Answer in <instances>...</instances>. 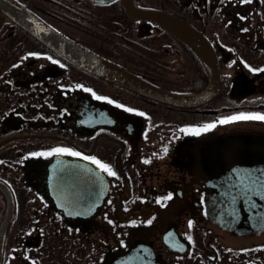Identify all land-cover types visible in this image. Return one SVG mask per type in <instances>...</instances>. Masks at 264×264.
<instances>
[{
  "label": "flooded vegetation",
  "instance_id": "1",
  "mask_svg": "<svg viewBox=\"0 0 264 264\" xmlns=\"http://www.w3.org/2000/svg\"><path fill=\"white\" fill-rule=\"evenodd\" d=\"M70 43L117 73L80 63ZM262 69L264 0H0V264H104L131 246L129 264H264V218L208 205L221 147L264 139V120L220 123L264 115ZM216 79L191 106L156 96H200Z\"/></svg>",
  "mask_w": 264,
  "mask_h": 264
},
{
  "label": "water",
  "instance_id": "2",
  "mask_svg": "<svg viewBox=\"0 0 264 264\" xmlns=\"http://www.w3.org/2000/svg\"><path fill=\"white\" fill-rule=\"evenodd\" d=\"M148 13V12H147ZM163 23L174 32L183 36L190 43H197L204 52L210 54L212 47L204 37L194 30L188 23L170 14H160ZM71 56L82 64L90 68H97L99 71L116 74V67L110 65L102 59L90 56L86 52L82 53L80 48L70 43ZM110 66H112V69ZM211 89L200 96L175 95L166 91L157 90V97L165 102L178 106H191L194 99L209 98L215 95L219 89V81ZM121 82L130 84L132 79L125 78ZM218 156L226 163L221 186L219 181L212 184L213 188L209 192L208 205L217 214L230 219H242L249 215L264 218V139H254L244 143L227 142L221 147ZM250 190V194L245 197L242 193ZM254 193V194H251ZM11 209L10 217L13 214L14 202L8 200ZM4 225V223L2 224ZM1 225V227H2ZM5 231L0 228V258ZM140 251L137 246H131L124 250L113 253L106 259L104 264H112L115 259L128 262ZM151 253V251H150ZM142 250L143 258H157L152 253Z\"/></svg>",
  "mask_w": 264,
  "mask_h": 264
},
{
  "label": "snow or ice",
  "instance_id": "3",
  "mask_svg": "<svg viewBox=\"0 0 264 264\" xmlns=\"http://www.w3.org/2000/svg\"><path fill=\"white\" fill-rule=\"evenodd\" d=\"M245 3H250L251 0H244ZM262 71H264V69H262ZM87 90V89H86ZM96 99H104L103 97L97 96ZM111 102V101H109ZM128 111H132L131 109H127ZM140 115H144L143 113H139ZM235 120H264V115H244L241 114L239 116H233L230 117L226 120H222L220 121V123H228L230 121H235ZM215 127L214 124L211 125H206L204 128L202 129H196V130H192L194 132V134H199L201 131H208L210 128ZM185 131V130H182ZM166 151V149H165ZM60 155V154H68V155H72V156H79L80 153L78 152H72L69 149H64V148H56L53 149V151L51 153H48V155ZM35 155V154H34ZM84 159H90L89 157H84ZM92 163L96 164L101 170H103L104 172H106L109 176H116V173L114 171H112V169L106 165V164H102L100 161L96 160L95 158H91ZM145 163H149V161H144ZM250 194V190H246L242 193V195H244L245 197H247ZM254 194V193H251ZM169 199L171 198L170 196L168 197ZM191 226V223L190 225Z\"/></svg>",
  "mask_w": 264,
  "mask_h": 264
}]
</instances>
